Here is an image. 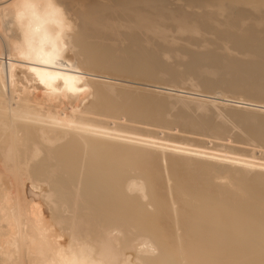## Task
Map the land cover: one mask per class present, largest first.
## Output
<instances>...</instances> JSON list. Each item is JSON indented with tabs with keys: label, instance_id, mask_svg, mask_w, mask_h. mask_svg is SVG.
<instances>
[{
	"label": "bare ground",
	"instance_id": "obj_1",
	"mask_svg": "<svg viewBox=\"0 0 264 264\" xmlns=\"http://www.w3.org/2000/svg\"><path fill=\"white\" fill-rule=\"evenodd\" d=\"M0 264H264V0H0Z\"/></svg>",
	"mask_w": 264,
	"mask_h": 264
},
{
	"label": "rangeland",
	"instance_id": "obj_2",
	"mask_svg": "<svg viewBox=\"0 0 264 264\" xmlns=\"http://www.w3.org/2000/svg\"><path fill=\"white\" fill-rule=\"evenodd\" d=\"M168 1H171V0H168ZM129 85L132 86L131 84H129ZM193 138H197V137L194 136ZM196 140H197V139H196Z\"/></svg>",
	"mask_w": 264,
	"mask_h": 264
}]
</instances>
